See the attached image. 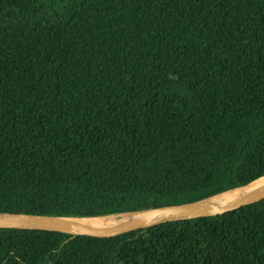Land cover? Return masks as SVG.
Here are the masks:
<instances>
[{
    "label": "trees",
    "instance_id": "trees-1",
    "mask_svg": "<svg viewBox=\"0 0 264 264\" xmlns=\"http://www.w3.org/2000/svg\"><path fill=\"white\" fill-rule=\"evenodd\" d=\"M264 176V0H0V214L88 218ZM0 264H264V201L113 238L0 229Z\"/></svg>",
    "mask_w": 264,
    "mask_h": 264
},
{
    "label": "water",
    "instance_id": "water-1",
    "mask_svg": "<svg viewBox=\"0 0 264 264\" xmlns=\"http://www.w3.org/2000/svg\"><path fill=\"white\" fill-rule=\"evenodd\" d=\"M255 186L251 188L248 194L241 200L221 208H213L209 206L205 201H195L183 204L169 205L158 208H151L148 210L138 211L134 213H124L135 218L126 222L119 227H113L111 229H94L83 226L74 220L80 218L73 217H56L51 215H38V214H0V229H33V230H48L55 232H62L71 234L73 236H90L97 238H113L127 233H131L137 230L145 229L157 225L159 223L188 219L193 217H207L220 215L226 212L238 210L261 201H264V176L251 183ZM250 184L247 186H251ZM234 190V189H233ZM218 196V195H217ZM215 197V196H214ZM212 198V197H211ZM121 215V214H117ZM112 215V216H117ZM177 216L179 218L166 219L168 217ZM103 217V216H100ZM91 218V217H88ZM163 218L160 221L153 223L156 219Z\"/></svg>",
    "mask_w": 264,
    "mask_h": 264
},
{
    "label": "bare ground",
    "instance_id": "bare-ground-1",
    "mask_svg": "<svg viewBox=\"0 0 264 264\" xmlns=\"http://www.w3.org/2000/svg\"><path fill=\"white\" fill-rule=\"evenodd\" d=\"M257 183L258 182H255L251 186H245L239 189L230 190L218 196L212 197L205 202L213 208H221L228 206L245 197L248 194V192L251 190V188L255 186ZM134 218H135L134 216H129L128 214H121L117 216L108 215L103 217L80 218L74 221L77 223L80 222L81 225L86 227L105 230V229H111L113 227L115 228L122 226L126 222H129ZM171 218H179V217L173 216V217H168L166 219H171ZM161 219L163 218H158L151 224H154L160 221Z\"/></svg>",
    "mask_w": 264,
    "mask_h": 264
}]
</instances>
